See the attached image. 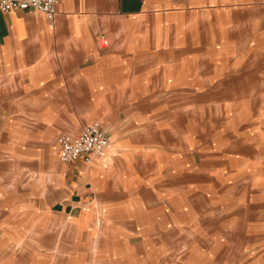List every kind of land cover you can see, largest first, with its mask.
Masks as SVG:
<instances>
[{
	"label": "crops",
	"instance_id": "crops-1",
	"mask_svg": "<svg viewBox=\"0 0 264 264\" xmlns=\"http://www.w3.org/2000/svg\"><path fill=\"white\" fill-rule=\"evenodd\" d=\"M59 1L0 11V264H264V0Z\"/></svg>",
	"mask_w": 264,
	"mask_h": 264
},
{
	"label": "built area",
	"instance_id": "built-area-1",
	"mask_svg": "<svg viewBox=\"0 0 264 264\" xmlns=\"http://www.w3.org/2000/svg\"><path fill=\"white\" fill-rule=\"evenodd\" d=\"M59 0H0L3 13L17 10H34L53 20L58 12ZM101 46L108 45V40L99 37ZM58 157L63 163L82 162L86 166L95 158L107 160L111 148V139L99 121L87 124L77 134L61 133L56 138Z\"/></svg>",
	"mask_w": 264,
	"mask_h": 264
},
{
	"label": "rangeland",
	"instance_id": "rangeland-1",
	"mask_svg": "<svg viewBox=\"0 0 264 264\" xmlns=\"http://www.w3.org/2000/svg\"><path fill=\"white\" fill-rule=\"evenodd\" d=\"M77 133V132H76ZM79 133V132H78ZM111 139V138H110ZM111 144H112V140H111ZM45 148H46V150H47V153H45V152H43L42 154H43V158L41 157V159L42 160H48L49 158L48 157H50V155H51V157H50V159L51 160H54V161H56L57 163L58 162H61L60 160H59V157H58V146H57V144H56V136L55 137H53V138H51V141L47 144V145H45ZM44 150V149H43ZM52 151V152H51ZM104 161H106V160H104ZM60 164V163H59ZM28 170L29 169H27V172H28ZM40 175L42 176V184H48L50 181H51V175H50V172H49V170L48 169H45L44 168V165L42 166V170H41V172H40ZM69 177V179H70V177H75V175H73V174H68V175H66V178L64 177V175H59V180H58V184H59V189H60V191L62 190V189H65V187H66V181H67V178ZM43 203H47L45 206H43V207H48V206H50L52 203H53V201H50L49 200V202H44L43 201Z\"/></svg>",
	"mask_w": 264,
	"mask_h": 264
}]
</instances>
